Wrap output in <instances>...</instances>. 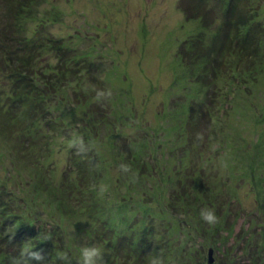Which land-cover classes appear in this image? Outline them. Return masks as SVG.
Here are the masks:
<instances>
[{
    "label": "rangeland",
    "instance_id": "obj_1",
    "mask_svg": "<svg viewBox=\"0 0 264 264\" xmlns=\"http://www.w3.org/2000/svg\"><path fill=\"white\" fill-rule=\"evenodd\" d=\"M238 2L239 33L237 0L24 2L13 40L40 57L0 67V264L87 245L104 264H264V0Z\"/></svg>",
    "mask_w": 264,
    "mask_h": 264
},
{
    "label": "trees",
    "instance_id": "obj_2",
    "mask_svg": "<svg viewBox=\"0 0 264 264\" xmlns=\"http://www.w3.org/2000/svg\"><path fill=\"white\" fill-rule=\"evenodd\" d=\"M33 1H36V0H6V2H7L6 5H5L6 16H8V17L10 16V19H11L10 24L11 25H6L2 29L1 28V26H2V23L1 22L3 20L0 19V49L3 50L2 51L3 52L2 53L3 54V57L0 59V67L2 69H4L5 73H8V66H9V63H8L9 62V59L8 58H11L12 57L13 62L15 64H16L15 60H18V63L21 64V66H23L24 68L27 69L26 71L23 70V73H25V72H29V71L31 72L32 71V67H33L35 61L37 62L38 61V58L40 57L37 54L39 52V50L37 51L34 47H32L33 50L27 51L26 53L23 52L24 51V48H22V49L16 48V42H14L13 36H12V34L13 35L15 34V30H14V28L16 27L15 24H17L18 25L17 28H19V25L21 24L20 22L22 21V16L24 15V12L26 10H31L29 8H26V5L24 4V2H27L28 4H31ZM199 1L202 2V0H198V2ZM238 1L239 0H237V3L235 4V6L232 7V11L233 12H232V14L230 16L231 17V24H232L231 29H234L235 28L237 33H239V31L241 30V29L239 30L240 26H242V27L245 26L246 27V25H248V23H249L248 22V19L246 17L247 12L244 11V5L239 4ZM15 3H18V4H15ZM19 11H20V13H19ZM248 13H250V10L249 9H248ZM191 14H192V16H202L203 15V13H202L201 10H199V11L192 10L191 11ZM4 36L5 37L10 36V38L4 39L5 38ZM24 38H25V41L22 38L20 39V45H22V46H28L26 43L29 42V41L26 40V37H24ZM39 39H42V38H39ZM7 45H10V46L13 45L18 51L23 52V54L21 55L22 57H20L16 52L13 53L12 50L9 47L8 48H5V46H7ZM25 50H26V48H25ZM20 76L22 78L21 80L22 81H25V82L23 84H21V85H19L17 83V86H16L17 88H15V87L13 88L16 91L14 93L15 94V97L16 98H19L20 100L22 99V97H28V98L30 97V100H31L30 103H32V99L31 98H33L34 101H36L37 99L35 97V93L38 92V91L36 90V91L31 92V88H32V85H33L32 84L33 83V80L30 79V78H25L24 75H20ZM64 76H66V73H62V76H59L58 78H61V77L63 78ZM18 86H22V87H18ZM38 93L41 94V91L39 90ZM19 99L18 100H15L14 103H17L19 101ZM0 102H1V100H0ZM4 103H6L7 106L10 105L9 100L6 101V102L4 101L3 104ZM29 107L27 108L28 111H35L36 110L35 108H29ZM11 109L15 110V105H12ZM5 111H6L5 108H1L0 107V123L3 122V120H2L3 118L1 117V114L2 113L5 114ZM38 111L39 110H37V111H35L33 113H36ZM8 115H10V114H8ZM31 118L36 119L34 114L31 115ZM31 118L30 117L26 118V115L24 114V112L22 110H20V112L17 115H13V116H10L9 117V119H12V125L18 124L19 121L20 122H26L28 119H31ZM20 119H24L25 121H22ZM27 122H29V121H27ZM20 127H19L18 130H15V132H14L15 135L16 134L17 135L22 134V132L20 130ZM8 130H9V128H8ZM8 130H6V134L9 132ZM5 139H6V136H5ZM8 139L9 138L7 137V140ZM15 139H16V137L13 138V140H11V141L14 142ZM31 139H29V140H31ZM33 148H34V146H33ZM2 192H3V190H0V197L2 195ZM38 232H40V231H38ZM255 244H256L255 245L256 250L259 251V249L261 248L260 243H259V245H258V243H255ZM260 252L263 253L264 251H262L260 249ZM259 264H261V263H259Z\"/></svg>",
    "mask_w": 264,
    "mask_h": 264
},
{
    "label": "clouds",
    "instance_id": "obj_3",
    "mask_svg": "<svg viewBox=\"0 0 264 264\" xmlns=\"http://www.w3.org/2000/svg\"><path fill=\"white\" fill-rule=\"evenodd\" d=\"M101 96L103 93L100 94ZM125 172L129 171L127 165H122ZM200 219L208 225H215L218 217L214 208L205 206L199 211ZM104 247L100 245H87L79 249L78 264H104ZM58 261L62 264H72L71 259L66 252L57 253ZM46 264L47 257L39 251L29 250L28 247H22L18 257L13 258L12 264ZM150 264H162L159 257H154Z\"/></svg>",
    "mask_w": 264,
    "mask_h": 264
},
{
    "label": "water",
    "instance_id": "obj_4",
    "mask_svg": "<svg viewBox=\"0 0 264 264\" xmlns=\"http://www.w3.org/2000/svg\"><path fill=\"white\" fill-rule=\"evenodd\" d=\"M212 249L209 250V262L212 263L214 261L213 257H212Z\"/></svg>",
    "mask_w": 264,
    "mask_h": 264
}]
</instances>
